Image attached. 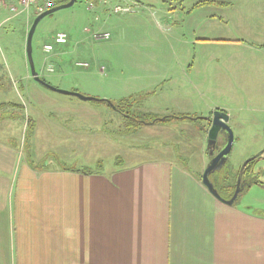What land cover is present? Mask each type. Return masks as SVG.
I'll return each instance as SVG.
<instances>
[{
  "label": "rangeland",
  "instance_id": "obj_1",
  "mask_svg": "<svg viewBox=\"0 0 264 264\" xmlns=\"http://www.w3.org/2000/svg\"><path fill=\"white\" fill-rule=\"evenodd\" d=\"M122 1L139 5L134 13L115 16L90 12L85 0H76L36 27L32 60L39 78L56 90L97 100L82 101L31 78L26 37L35 14L17 0H0L5 165L15 160L16 167L22 161L52 171L61 163L108 174L122 163L165 159L197 168L202 176L209 162L205 121L170 119L134 128L114 106L134 117L180 112L203 120L218 106L231 115L230 176L238 178L243 163L262 154L249 174L258 184L240 194L236 205L264 216V122L258 121L264 118V0H218L223 7L211 0ZM198 3L204 4L182 13L181 4L189 10ZM151 5L161 12V29L147 12ZM104 32L109 40L92 38ZM58 33L67 35L66 44H53ZM49 43L53 51L45 54Z\"/></svg>",
  "mask_w": 264,
  "mask_h": 264
},
{
  "label": "crops",
  "instance_id": "obj_2",
  "mask_svg": "<svg viewBox=\"0 0 264 264\" xmlns=\"http://www.w3.org/2000/svg\"><path fill=\"white\" fill-rule=\"evenodd\" d=\"M3 155L0 264H264V216L217 200L197 168L149 159L108 174L36 171Z\"/></svg>",
  "mask_w": 264,
  "mask_h": 264
},
{
  "label": "water",
  "instance_id": "obj_3",
  "mask_svg": "<svg viewBox=\"0 0 264 264\" xmlns=\"http://www.w3.org/2000/svg\"><path fill=\"white\" fill-rule=\"evenodd\" d=\"M75 2H76V0H70L66 4L56 6L52 9L40 14L39 16H37L33 20V23L31 25V27L27 33V37H26V59H27L31 78L36 83L40 84L41 86L47 88L48 90H51V91H54V92H57V93H60L63 95L75 96L82 101H97L94 99L85 98L83 96H80L79 94H77L75 92L60 91V90H56L55 88L51 87L50 85H48L47 83H45L44 81H42L39 78V76L35 70L33 60H32V38H33L34 32H35L38 24L44 18L52 15L53 13L72 7ZM205 121L209 122V128L206 131V139H207L206 150L208 152V155L209 156L213 155V151L216 150V146H217V142H218L219 137H224L225 145L223 147V150L220 151L213 159H211L208 162L207 166L205 167V169L202 173L201 183L210 192V194H212V196H214L217 200H219L220 202H222L228 206H232L235 204V201L237 200V198L241 192L239 185H240L241 178L243 175V171H244L246 165L249 162L256 159L261 154L255 156V157H253V158H251V159H249L243 163L242 168L240 170V174L237 178L236 188H235L233 196L231 197L230 200L223 201L219 197V195L217 194L212 183L209 181V176L214 172H218L223 167V165L226 163L227 158H228L230 151L232 149V145H233V134H232V130L228 126V115L221 110H215L214 112H212V114L209 117H207L205 119Z\"/></svg>",
  "mask_w": 264,
  "mask_h": 264
},
{
  "label": "trees",
  "instance_id": "obj_4",
  "mask_svg": "<svg viewBox=\"0 0 264 264\" xmlns=\"http://www.w3.org/2000/svg\"><path fill=\"white\" fill-rule=\"evenodd\" d=\"M70 0H53L54 2V7L62 5V4H66L68 3ZM11 106H13L12 104H9ZM8 105L5 104H1L0 105V110L5 108ZM15 106V105H14ZM18 107V106H17ZM115 111H117L118 113H120L121 115H124L127 119H129L131 121V123H133L134 128L137 127L138 125H146V124H156L157 122H166L170 119H176V120H191L193 122H198L203 121V119L201 118H197L195 116H190L187 114H176V115H171V116H157V115H151V114H145L144 116H140V117H134V116H129L127 113L123 112L121 110L120 107L118 106H114ZM209 127V122L206 123V127L203 129L204 134L206 133L207 128ZM261 156H258L256 159H254L253 161L249 162L244 171H243V175L241 178V184L240 187H242V191L240 192V194H242L246 189H248L249 187H251L254 184H258V182L255 179L249 178V174L251 173V168L253 166L254 163H256L258 160L261 159ZM27 165L34 169V170H39V171H47V167L45 166H34L31 163L27 162ZM229 166H227V163L221 168L220 172L214 173L213 175L210 176V182L212 183L214 189L216 190L217 194L219 195V197L223 200V201H227L230 200L231 197L234 194L235 188H236V182H237V176H234L233 178L230 176L229 174ZM59 170H63V171H74V167H69L66 166L64 164L59 165ZM83 173L89 174L90 171L88 169H84L82 170ZM201 176H198V178H200ZM239 194V196H240ZM238 196V197H239ZM238 200V198H237ZM236 200V202H237ZM235 202V204H236Z\"/></svg>",
  "mask_w": 264,
  "mask_h": 264
},
{
  "label": "built area",
  "instance_id": "obj_5",
  "mask_svg": "<svg viewBox=\"0 0 264 264\" xmlns=\"http://www.w3.org/2000/svg\"><path fill=\"white\" fill-rule=\"evenodd\" d=\"M4 0H1L3 2ZM23 10L32 9L35 15H40L43 12L53 8V0H17ZM87 9L90 12L108 13L115 16H124L134 13V10L138 7L137 2L125 3L122 0H85ZM10 11L15 12L16 8L10 5ZM97 20V18H95ZM94 40H109V33H97L93 34ZM54 45H64L67 43V35L64 33H58L52 38ZM53 51V46L45 44L43 46V52L49 54Z\"/></svg>",
  "mask_w": 264,
  "mask_h": 264
},
{
  "label": "flooded vegetation",
  "instance_id": "obj_6",
  "mask_svg": "<svg viewBox=\"0 0 264 264\" xmlns=\"http://www.w3.org/2000/svg\"><path fill=\"white\" fill-rule=\"evenodd\" d=\"M224 145H225V142H224V137H219V139H218V142H217V146H216V150H214L213 151V155H211V156H209V161L211 160V159H213L220 151H222L223 150V147H224ZM227 162V161H226ZM226 164V163H225ZM224 164V165H225ZM223 165V166H224ZM221 170V169H220ZM220 170L218 171V172H220ZM214 173H217V172H214ZM214 173H212L211 175H213ZM210 175V176H211ZM210 176H209V179H210ZM210 181V180H209Z\"/></svg>",
  "mask_w": 264,
  "mask_h": 264
}]
</instances>
